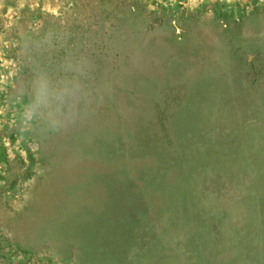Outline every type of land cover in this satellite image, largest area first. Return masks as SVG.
I'll return each mask as SVG.
<instances>
[{"label": "rangeland", "instance_id": "obj_1", "mask_svg": "<svg viewBox=\"0 0 264 264\" xmlns=\"http://www.w3.org/2000/svg\"><path fill=\"white\" fill-rule=\"evenodd\" d=\"M0 264H264V0H0Z\"/></svg>", "mask_w": 264, "mask_h": 264}]
</instances>
